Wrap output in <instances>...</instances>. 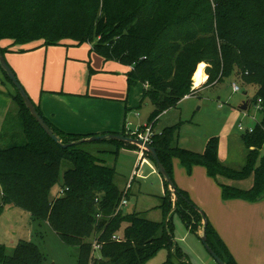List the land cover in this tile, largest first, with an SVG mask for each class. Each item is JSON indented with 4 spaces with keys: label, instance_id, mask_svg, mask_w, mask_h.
<instances>
[{
    "label": "trees",
    "instance_id": "1",
    "mask_svg": "<svg viewBox=\"0 0 264 264\" xmlns=\"http://www.w3.org/2000/svg\"><path fill=\"white\" fill-rule=\"evenodd\" d=\"M64 40L77 44L95 40L93 51L104 61L129 67L128 92L143 85L142 100L148 99L153 108L149 123L176 108L185 96L196 94L193 82L196 86L197 69L202 66L208 77L205 85L232 79L253 89L250 105L261 101V120L251 133L242 135L247 156L240 172L219 163L217 138L208 141L201 155L179 149L178 125L155 133L150 146L172 181V159L177 158L188 170L204 167L214 181L218 176L243 180L254 175L249 190L220 185L224 201L264 200V156L258 153L264 148V0H0L2 56L25 52L21 48L31 43L48 47ZM2 42L9 45L2 47ZM11 98L21 113L23 142L15 144L16 135L9 138L4 129L0 132V212L10 205L47 224L65 245L78 248L79 264H146L173 241L169 214H177L194 234L204 219L208 246L225 264H236L204 213L175 184L173 193L163 180L166 189L159 208L164 222L137 213L114 215L123 196L114 183L115 169L81 150L79 146L86 142L68 148L56 145L31 117L17 91ZM42 118L62 144L90 138L63 134ZM102 142L115 147L113 156L122 147L136 148ZM63 164L68 168L61 172ZM58 184L63 196L52 197L51 190ZM114 235L120 241L112 240ZM96 236L102 244L100 258L92 259L91 241ZM174 249L179 255L167 249L165 264H171L170 255L184 264L179 249ZM43 260L32 243L18 244L11 255L0 246V264H42Z\"/></svg>",
    "mask_w": 264,
    "mask_h": 264
},
{
    "label": "rangeland",
    "instance_id": "2",
    "mask_svg": "<svg viewBox=\"0 0 264 264\" xmlns=\"http://www.w3.org/2000/svg\"><path fill=\"white\" fill-rule=\"evenodd\" d=\"M95 44V40L82 44L64 40L59 45L48 47L42 46L41 43H31L21 48L25 52L6 53L4 59L33 104L38 105L40 96L49 91L75 95L71 97L79 99L86 95L95 96L106 101L105 105L108 107L106 109L111 112L126 108V128L131 132L139 128V131H143L147 124H153L155 132L163 127L178 125L177 145L179 149L201 155L209 138H219L216 147L219 163L228 168L235 169L234 167L237 166L240 168L243 160L238 147L231 142L237 136H240L242 142L244 133L238 131L239 123H242L245 128H253L261 120L259 111L253 105L249 104L246 111L247 117L243 116L242 111L238 109L243 101L253 98V89L246 88L238 80L232 79H223L214 87L212 85V88H209V85H205L206 78H208L204 73L205 70L199 67V70L196 69L201 71L202 75L204 74V83L196 88H201V90L196 91L194 97L189 98L188 96L189 99L182 100L178 107L168 109L171 110L170 113L165 116L162 114L161 119L157 120L158 125L154 119L148 123L153 108L148 99L142 100L143 85L138 84L128 92L125 73L130 68L115 61H104L100 53L93 51ZM233 82L239 86V91L232 90ZM25 84L28 85L25 86ZM2 86H8L12 96L16 94L14 87L5 78L1 85L4 95L6 91ZM193 88L196 89L194 82ZM245 90L247 91L246 96L243 95ZM4 97L8 96L4 95ZM8 99L12 98L8 97ZM50 101V97L46 98L48 106L62 109V107L53 106ZM20 123L21 113L14 103L12 113L3 129L9 138L16 135L15 142L17 143L15 144L23 142L20 139L23 135ZM127 136L132 135L128 133ZM7 143L2 146H6ZM79 148L104 160L107 166L115 169L114 183L121 191H124L134 171L135 181L130 185L126 195L127 205L123 208L125 214L137 213L146 220L164 222L165 218L159 206L165 193V183L155 163L145 153L138 156L137 148L122 147L118 154L113 156L111 151L115 147L102 141L86 142ZM246 153L247 150L244 156ZM258 153L259 156H264V148ZM67 168L68 165L63 164L61 172ZM195 173L193 167L188 170L180 164L177 158L172 159V179L177 188L180 189L179 186L194 180ZM253 177L254 175L242 183L238 181L233 183L238 185L237 188L246 190L252 184ZM222 178H226V175ZM218 183L221 184V182ZM59 191L60 185L58 184L51 190V196L53 197ZM171 199L173 201L172 194ZM196 207L209 221L207 213L198 205ZM168 219H170L168 225L173 233V241L169 246L166 245L170 253L179 255L174 249V246H177L181 256L185 259L184 264H217L202 244L201 236L198 237L190 232L177 214H169ZM20 243H32L37 246L44 257L42 264H79L77 247L65 245L47 224L32 219L27 212L5 205L0 212V246L4 247L7 255H11ZM167 249H159L147 260L146 264H164L169 256ZM173 255H170V262L178 264L179 260ZM99 258L100 254L96 253L94 259Z\"/></svg>",
    "mask_w": 264,
    "mask_h": 264
},
{
    "label": "crops",
    "instance_id": "3",
    "mask_svg": "<svg viewBox=\"0 0 264 264\" xmlns=\"http://www.w3.org/2000/svg\"><path fill=\"white\" fill-rule=\"evenodd\" d=\"M8 45V42L1 43L2 47H6ZM202 68L204 70V66H202ZM3 79L4 77L0 72V132L6 125L7 119L10 117L12 108L14 106L13 100L8 99V97L11 98L16 95H11L8 86H2L3 90L6 91V94L4 95L8 96L4 97L1 90ZM202 83H204V81ZM26 85L28 84H25V86ZM214 86L215 85H213V87ZM209 88H212V86H209ZM196 90L200 91L201 88H196ZM71 96L75 95H69L62 92H44L43 95L40 96L41 98H39V104L34 105L39 108L42 117H44L46 121L50 123L56 130L63 134L90 137L117 134L128 137V133H133L126 128V108L123 107L116 110L115 112H111L109 109H106L108 108L105 105L107 102L100 100V98L95 96L89 97L86 95L85 97L79 99L72 98ZM194 96H190L189 98ZM48 97L51 98L50 103L53 106L62 107V109L48 106V102L46 104V98ZM189 98H183L182 100ZM181 101L176 107L180 105ZM170 111L171 110L166 111L163 115L165 116L169 114ZM242 113L243 116H248V114H246L247 112L242 111ZM159 118L161 119V116ZM159 118L157 119L158 121L160 120ZM157 120L156 123L158 125ZM157 125L154 126L157 127ZM240 126L242 128L244 127L242 126V123H239V132H241L239 130ZM164 128L166 127L161 128L158 132ZM245 129L251 128L244 127L243 130ZM217 139L219 143V138ZM231 143L238 147L243 163L240 168H237L238 166L234 167L235 169L228 167L225 168L232 171H238L244 167L247 153L244 156L246 149H244V146L240 141V136L232 139ZM193 168L196 172L194 180H190L187 184L179 186L180 189L186 192L189 197H191L192 201L207 213L210 224L225 245L228 252L231 254L236 264H264V200H260L255 203H248L242 200L224 201L221 197V184L224 186L237 188L238 185L233 182L238 181L239 183H242L243 181H247L252 175L244 180H233L229 178L218 177L217 181L221 182V184H219L217 181H214L207 175L204 167L194 166ZM134 181L135 179L133 182ZM178 184L180 185L179 182ZM252 185L253 182L246 188V190H249ZM202 225L203 224L201 223L199 224L198 230L195 233V235L198 237L202 235ZM181 261L182 263L185 262L184 257H182Z\"/></svg>",
    "mask_w": 264,
    "mask_h": 264
},
{
    "label": "water",
    "instance_id": "4",
    "mask_svg": "<svg viewBox=\"0 0 264 264\" xmlns=\"http://www.w3.org/2000/svg\"><path fill=\"white\" fill-rule=\"evenodd\" d=\"M0 70L2 72H4L7 76V78L9 79V81L11 82V84L13 85V87L15 88V90L17 91L18 95L20 96V98L22 99L26 109L28 110L29 114L31 115V117L34 119V121L37 123V125L41 128V130L45 133V135L51 140L53 141L56 145L58 146H62L63 148H68L74 144H81L83 142H99V141H116V142H120L123 144H131L133 146H142V143L130 138V137H126L123 135H117V134H108V135H98V136H92L90 138L87 139H82L81 141L75 142V143H70V144H62L60 139L54 135V133L52 132V130L48 127V125L46 124V122L44 121V119L39 115V113L36 111L35 105L32 103V101L29 99L27 93L25 92L24 88L20 85V83L18 82V80L16 79L15 74L12 72V70L9 68V66L7 65L4 56H2V54L0 53ZM244 96H246V94H243ZM250 104V100H246L243 101L238 109L240 111L246 112L248 109V106ZM144 150L146 155H148L153 162L155 163L158 173L159 175L162 177V179L166 182V184L168 185V188L170 189V191H172L173 193H175V186L173 181L171 180V178H169V176L167 175L164 167L162 166V164L160 163L158 156L154 150V148H152L149 145H144ZM175 200V199H174ZM203 228H202V235L200 237L202 244L204 245L205 249L207 250V252L211 255V257L215 260V262L217 264H225L213 251L212 249L208 246L207 244V239H206V235H205V226H206V221L203 219Z\"/></svg>",
    "mask_w": 264,
    "mask_h": 264
},
{
    "label": "built area",
    "instance_id": "5",
    "mask_svg": "<svg viewBox=\"0 0 264 264\" xmlns=\"http://www.w3.org/2000/svg\"><path fill=\"white\" fill-rule=\"evenodd\" d=\"M232 90L234 92H237L239 91V87L236 85V84H232ZM188 96H185L184 98H187ZM260 100H258V103L256 104L255 109H257V111H260L261 110V107H260ZM165 112L161 113L156 119L155 121L162 115L164 114ZM239 130L243 133H246V132H249L251 133L252 132V128L251 129H245L243 130V128L240 126L239 127ZM155 133H160L158 131H153V124L151 125H145L144 126V129L143 131H139V129L133 133H131L132 136H129L130 138L132 137L133 139L139 141L142 143V146H136V148L138 149V153H139V156H142V154L145 153V150H144V145H149L151 144V141H152V138H153V135ZM146 154V153H145ZM135 170V168H134ZM135 173L134 171L132 172V175L128 181V183L126 184L125 188H124V191H123V196L118 204V206L116 207V209L114 210V215H116L117 213H120V212H123V208L127 205V202H126V195L130 189V185L132 184L134 178H135ZM57 197H61L63 196V190H60L57 195ZM124 213V212H123ZM112 240L114 241H120V237L118 235H114L112 237ZM101 243L99 242V239H97V236L95 238H93L92 242H91V258L94 259L95 257V254L99 252V250L101 249ZM90 264H92L90 262Z\"/></svg>",
    "mask_w": 264,
    "mask_h": 264
},
{
    "label": "bare ground",
    "instance_id": "6",
    "mask_svg": "<svg viewBox=\"0 0 264 264\" xmlns=\"http://www.w3.org/2000/svg\"><path fill=\"white\" fill-rule=\"evenodd\" d=\"M203 81V75L201 74V71H198L196 77H195V83H196V86L195 87H198L199 84Z\"/></svg>",
    "mask_w": 264,
    "mask_h": 264
}]
</instances>
